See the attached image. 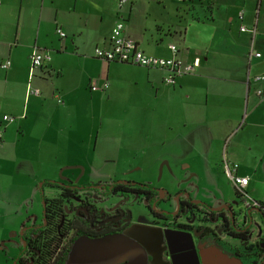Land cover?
Returning <instances> with one entry per match:
<instances>
[{
	"label": "crops",
	"instance_id": "0c3cea01",
	"mask_svg": "<svg viewBox=\"0 0 264 264\" xmlns=\"http://www.w3.org/2000/svg\"><path fill=\"white\" fill-rule=\"evenodd\" d=\"M187 2L194 0H127L122 7L113 0H0V159L17 171L26 169L17 174L27 182H39L28 185V201L35 204L37 190L56 181L58 171L69 179L77 175L60 171V164L73 165L76 150L92 138L95 145L105 120L139 126L149 142L167 137L168 147L189 148L172 153V159L179 165L199 162L213 181L214 167L224 176L222 157L228 159L238 165L237 174L248 177L251 201L264 207V100L255 95L264 91V0H205L206 18L192 15L198 23L191 28L196 39L189 41L190 24L174 31L176 5ZM118 22L122 35L145 55L171 58L168 46L178 42L175 57L189 64L196 58L194 72L170 85L163 81L165 70L96 58L95 49L111 48ZM241 25L253 27L254 35L240 32ZM32 52L50 60L32 70ZM258 76L263 79L254 80ZM28 87L38 94L28 95ZM113 111L115 118L109 117ZM115 133L105 129L102 143L128 155L144 150L140 136L121 141L124 132ZM215 191L212 204L225 202L223 185L217 183Z\"/></svg>",
	"mask_w": 264,
	"mask_h": 264
},
{
	"label": "flooded vegetation",
	"instance_id": "af4514ba",
	"mask_svg": "<svg viewBox=\"0 0 264 264\" xmlns=\"http://www.w3.org/2000/svg\"><path fill=\"white\" fill-rule=\"evenodd\" d=\"M47 184L46 188L54 193L49 199L44 197L39 218L27 212L19 222V239L10 264H66L76 240L107 236H124L115 244L118 250L129 248L123 241L125 237L134 240L145 252L146 264H176L177 257L189 254L191 249L201 264L199 252L211 247L240 259L243 264L244 258L259 259L264 255V223L257 218L258 223L253 225L252 213L257 216L256 210L241 199L232 185L231 201L209 206L189 195L185 197L183 192L170 196L162 188L129 179L69 182L71 187L65 186L64 180ZM172 200L176 202L174 205ZM130 204L143 210L149 216L148 221H142ZM141 230L177 231L184 235L176 242L177 235L168 233V246H157L156 238L147 242L141 239ZM222 238L247 243L244 250L248 254L229 248ZM83 248L79 246V250ZM135 253L115 258L136 259Z\"/></svg>",
	"mask_w": 264,
	"mask_h": 264
},
{
	"label": "rangeland",
	"instance_id": "374dc122",
	"mask_svg": "<svg viewBox=\"0 0 264 264\" xmlns=\"http://www.w3.org/2000/svg\"><path fill=\"white\" fill-rule=\"evenodd\" d=\"M204 5L205 0H194L193 3L187 2L185 6L177 4V12L174 21H176L178 27L174 31L177 32L179 29H184L187 24H190L188 41L189 39H196V36L192 33L191 28H193L195 23L198 22L191 21V18L192 15H194L195 19L199 18L200 21L203 22L202 17L206 18V16H204V11L202 10ZM241 11L242 10H238L236 14ZM184 13H189L190 15L188 14L186 16ZM221 14L222 12L220 10L216 12V16L218 17H220ZM183 17L184 21L179 22V20ZM169 23H172L171 11ZM234 32H238V26L234 27ZM172 43L175 47H177L176 44L178 42L175 41ZM195 59L196 58L190 61L194 66L197 65L198 61ZM177 79V77L174 79V84ZM31 89L34 90L33 88ZM97 111L103 113V110ZM116 113H118V111L109 113V117H117ZM96 122L97 125H95V127L98 126V119ZM103 125L104 130L111 127L113 132H124L120 134L122 136L121 141H124L129 137L140 136V141L142 142L141 146L144 148V150H142V153L144 151V158L141 151L135 152L133 155H128L126 153L127 150L122 149V154L116 150L117 147L115 144H103V130L102 135L98 138L95 145L92 138L91 143L90 145L88 144L87 148H78L76 150L77 160L73 165L60 164L61 167L59 170L66 167L71 170H77V175L70 179L71 182H108L110 180L116 181L118 179H129L139 183L148 184L155 188H162L166 190L170 196L183 192L185 197L189 195L193 199H202L209 204H212L210 201L212 198L217 197L215 188L217 183H219L223 185L226 200L228 199L231 201V183L225 176L222 175L220 170L217 172V167H214V172L218 179L214 178L215 181H213L209 179V174L203 172L202 166L199 162L194 163L192 161L184 160L182 161L183 163L179 165L172 159V153H179L180 150L182 152H189V148L181 147L180 149L176 145L168 147L169 138L167 137L163 138V140H161L160 143L158 142V144L154 141L149 142L147 140V132H143L139 126L136 128L132 127L131 123L128 122L116 125L114 123H106L104 120ZM159 130L160 129L157 131ZM150 138L155 139L152 133L150 134ZM104 146H109L110 149L106 150ZM152 151L156 153L155 156H157V159H152L154 156L146 158L150 153H152ZM30 153L31 155H35L36 152ZM226 160L231 163L228 159ZM31 162L36 165L35 161L31 160ZM28 167L29 165L26 166V168ZM25 170L26 169H21L17 171L13 164H2L0 159V264H10L11 259L14 258L16 251L15 242L18 241L20 233L19 222L21 219H24L26 215H28L26 214V211H33L30 213L34 214V216L36 215L38 218L41 215L42 204L39 189L37 190V196L35 197V204L27 200L30 190L28 185L36 187L39 182H27L25 176L17 174L19 172H25ZM14 172H16V174H14ZM58 172L55 175V179L57 182H60L61 178H65V176L63 174L59 175ZM53 193L54 192L46 187L43 189V195L47 199H49ZM174 201L175 200L171 201L173 205L176 203ZM130 206L136 210V214L140 215V219L142 221H148L149 216L143 210L141 211V209L136 207L134 204H130ZM252 219L253 225L259 221L254 213H252ZM10 238L12 240L7 242L6 240ZM222 240H224V244H228L225 245L229 248H238L242 253L248 254L244 250V246H246L247 243L228 239L225 240V238H222ZM254 260L256 259L252 257L244 258V263L252 264Z\"/></svg>",
	"mask_w": 264,
	"mask_h": 264
},
{
	"label": "built area",
	"instance_id": "2783aa9c",
	"mask_svg": "<svg viewBox=\"0 0 264 264\" xmlns=\"http://www.w3.org/2000/svg\"><path fill=\"white\" fill-rule=\"evenodd\" d=\"M118 7H122L127 3V0H113ZM182 1V0H177ZM240 32H248L251 36L254 35V28H247L245 26L239 27ZM57 33L60 37H64V33L60 30H57ZM111 48L109 50H100L95 49L94 54L96 58L108 61V62H118V63H127L135 66H140L143 68H156L165 70L167 75L163 78V81L166 84L173 85L174 79L184 75H189L194 72V66L189 63H184L178 58L175 57L177 53V48L174 45H169L168 49L170 50L172 57L171 58H159L154 56H148L139 51L136 45L125 38L122 35V23L118 22L112 29L110 36ZM251 51V50H250ZM254 57L259 58L260 54H253ZM251 54H249V58ZM50 60L48 54L43 52H32L30 56L31 69H40L45 63ZM9 62H6L3 67H7ZM263 77H256L254 80H262ZM106 87V85H105ZM91 91H95V86H91ZM36 90H32L28 87V95H37ZM255 95L264 100V91L257 89ZM2 120L7 121L10 118L6 116L2 117ZM1 136L2 132L0 130V146H1ZM222 171L224 176L230 181L231 185L239 192L241 199L247 203H253L252 205L258 207L257 202L251 201L249 194L247 193L246 186L248 184V177L240 176L237 174L238 165L235 163H229L226 158L222 157Z\"/></svg>",
	"mask_w": 264,
	"mask_h": 264
},
{
	"label": "water",
	"instance_id": "95a60500",
	"mask_svg": "<svg viewBox=\"0 0 264 264\" xmlns=\"http://www.w3.org/2000/svg\"><path fill=\"white\" fill-rule=\"evenodd\" d=\"M66 169H68L66 167ZM61 171V170H60ZM62 172H59L61 175ZM64 180L67 187H71L68 183L71 182L69 178H61ZM40 198L42 204L44 203V195L43 190L40 191ZM253 208L256 210V213L261 216V211L259 208L253 205ZM261 220L264 223V217H261ZM252 222V221H250ZM154 230V228H151ZM140 237L144 241H148L152 238H156L155 241L157 246L161 244H165L168 246L169 244V235L176 234L177 236L174 238L176 242L181 240V237L184 235L183 232L177 231H164L162 233L151 232V230H141ZM124 237V236H121ZM119 236H107L100 239H88V238H80L76 240L73 244L71 253L69 254L68 260L66 264H146V255L143 249L137 246L134 240H129L125 237L123 239L126 242L125 245H128L129 248L127 250H118L116 249V242ZM190 238V237H189ZM82 245L83 250H79V246ZM135 253L136 259H121L117 260L115 256L125 255L126 253L132 255ZM199 258L201 260V264H243L240 259L236 257H229L227 254L223 253L217 248H208L206 250H201L199 252ZM158 257V254H157ZM197 254L194 249H191L189 254H181L177 257L176 264H199ZM159 258V257H158ZM128 263H127V262Z\"/></svg>",
	"mask_w": 264,
	"mask_h": 264
},
{
	"label": "trees",
	"instance_id": "16d2710c",
	"mask_svg": "<svg viewBox=\"0 0 264 264\" xmlns=\"http://www.w3.org/2000/svg\"><path fill=\"white\" fill-rule=\"evenodd\" d=\"M1 132H2V131H1ZM47 185L50 186V184H47ZM257 205H258L257 208H259L260 203L257 202ZM259 210L261 211V212H260V213H261V216H259V218H260V220H261V217H262V216L264 217V207L259 208ZM258 215H259V214H258ZM240 238H241V236H240ZM261 252H263V251H261ZM252 264H264V255H263L261 258L254 260Z\"/></svg>",
	"mask_w": 264,
	"mask_h": 264
}]
</instances>
